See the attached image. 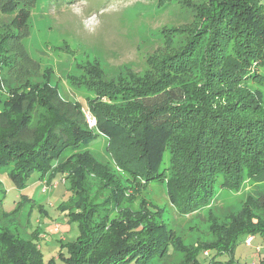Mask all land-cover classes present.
<instances>
[{"label":"trees","instance_id":"obj_1","mask_svg":"<svg viewBox=\"0 0 264 264\" xmlns=\"http://www.w3.org/2000/svg\"><path fill=\"white\" fill-rule=\"evenodd\" d=\"M159 1L178 3L193 21L164 31L163 46L146 61L148 70L142 76L127 70L108 79L96 60L80 66L82 75L70 82L94 95L86 108L97 131L108 134L107 151L118 168L139 182L159 183L168 176V197L184 215L208 205L218 186L238 190L246 178L264 180V106L247 87L249 82L264 86V0ZM35 2L0 0V91L7 94L0 109V176L23 191L35 172L41 180L48 173L49 180L69 173L70 198L79 197L80 215L73 220L82 218L81 227L92 232L87 222L99 215L107 218L101 215L103 206L113 200L118 208V199L108 197L103 205H92L78 181L90 173L91 163L84 164L80 155L61 162L65 151L92 144L98 134L88 129L81 103L66 100L47 77L42 79L23 47ZM162 150L168 152L167 163ZM112 183L117 188H111L113 195L124 193L125 186L116 178ZM0 194L1 205L7 190L0 189ZM21 204L22 200L18 207ZM257 210L264 214V193L248 195L227 223L212 227L214 242L191 246L186 264H202L199 256L204 257V250H211L214 264H230L242 236H264V218ZM118 213L119 235L84 233L77 249L67 245V257L60 262L171 260L176 248L169 239L174 236H164L163 225L150 221L151 213ZM29 236L5 234L0 264H44L36 236ZM224 254L230 259L218 260Z\"/></svg>","mask_w":264,"mask_h":264},{"label":"rangeland","instance_id":"obj_2","mask_svg":"<svg viewBox=\"0 0 264 264\" xmlns=\"http://www.w3.org/2000/svg\"><path fill=\"white\" fill-rule=\"evenodd\" d=\"M192 21V15L176 2L36 0L34 7L30 9L29 34L22 40V44L40 70L42 79H45L43 76L47 77L49 85L56 87L66 100L81 103L85 112L89 111L86 101L93 99L94 95L73 87L70 82V78L82 75L80 66L97 60L108 79L120 73L125 75L127 70L142 76L148 70L146 61L159 53L163 46L164 31L189 25ZM246 78L249 79L250 74ZM247 87L252 95L255 93L260 98L264 106V86L249 82ZM6 97L7 94L0 91V109L4 106ZM89 130L98 134L97 139L90 145L65 151L61 162L66 163L72 155L84 156V164L91 163L90 173L87 171V177H80L78 181L82 180L88 200L92 205H103L108 197H114L118 199V208H114L113 200L103 206L101 215H106L107 218L100 215L92 218L87 222L90 225L88 229L92 232H87L79 224V221H83L82 218L73 220L80 215L77 204L79 197L70 198V184L67 181L69 173L56 176L53 180H49L48 173L41 180L40 174L35 172L28 178L27 188L23 191H18L5 175V178L0 176V189L5 192L7 190L6 200L0 205V243L5 234L29 239V233L32 232L36 236L35 246L44 264L50 260H54L55 264H63L60 258L67 257V245H77V249L84 233L97 231V236L102 233L106 236H114V233L119 235L122 223H118L121 221L118 211L130 209L133 212L151 213L150 221L155 226L163 225V235L174 236L169 239L176 248L171 254V260L148 264H178L183 261L186 264V254L191 246L194 249L214 242L216 237L211 231L212 227L227 223L228 215L237 213L248 195L264 193L262 178H246L238 190L218 186L208 205L183 215L168 197V176L159 183L139 182L137 179L133 181L110 157L107 151L108 134L97 131L96 126ZM163 153L167 163L168 152L162 150L161 154ZM94 170H99V174L94 173ZM115 178L125 186L123 194L111 193L112 187L117 189L112 183ZM101 182L106 186L102 187ZM21 195L26 196L24 200L20 198ZM15 200L17 202H13ZM21 200L22 204L18 207L17 203ZM13 205H17V209ZM256 213H261L264 218L262 210H257ZM56 225L59 227L55 228ZM248 237L253 235L242 236L238 240L230 264H264V236L255 235L251 245L247 246L245 241ZM3 254L4 247L1 243L0 255ZM202 254L204 257L199 256L202 264H214L211 250H204ZM100 255L102 253L96 258ZM217 258L222 262L230 259L228 254ZM90 260L84 259L83 262Z\"/></svg>","mask_w":264,"mask_h":264},{"label":"built area","instance_id":"obj_3","mask_svg":"<svg viewBox=\"0 0 264 264\" xmlns=\"http://www.w3.org/2000/svg\"><path fill=\"white\" fill-rule=\"evenodd\" d=\"M84 117H85V122H86L88 128L89 129L95 128L96 121H95L94 117L90 114L89 111L84 112ZM58 227H59L58 225L55 226V228H58ZM252 242H253V237H248V238H246L245 244L247 246H249V245H251Z\"/></svg>","mask_w":264,"mask_h":264}]
</instances>
